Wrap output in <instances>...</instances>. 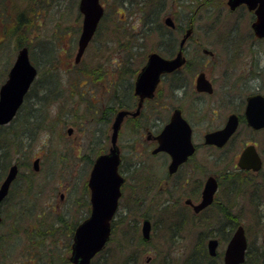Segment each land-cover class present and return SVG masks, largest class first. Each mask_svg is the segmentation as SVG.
<instances>
[{"label": "rangeland", "instance_id": "374dc122", "mask_svg": "<svg viewBox=\"0 0 264 264\" xmlns=\"http://www.w3.org/2000/svg\"><path fill=\"white\" fill-rule=\"evenodd\" d=\"M226 1L102 0L106 16L82 62L75 65L83 23L80 0H0V87L8 79L22 47L29 48L31 61L39 69L36 98L21 109L13 126L0 127V139L6 135L0 142V161L3 153H9L8 159L12 160L9 167L19 166L10 197L0 210L3 218L0 264H69L72 234L90 215L88 183L92 167L97 156L108 153L111 147L115 118L122 111L136 108L133 87L147 57L151 53L163 57L176 55L182 37L190 41L185 55L190 60L197 58L195 70L209 69L212 78L218 80V90L213 97L199 96L191 88L186 94L177 93L168 81L159 87L156 98L145 105L141 119L131 122L125 117L118 145L123 157L122 174L127 182L111 240L91 264H163L165 260L184 264L194 251L207 252L209 240L215 238L220 241L218 255L207 254L212 264H223L228 218L219 213L218 204L236 207L233 214L249 232L250 245L254 250L264 248V169L263 173L248 177L252 179L238 186L236 193H229L232 174L226 173L225 157L231 144L224 150L201 147L191 165L195 167L193 176L203 181L205 174H213L220 188L214 205L195 216L185 200L198 197L199 192L194 193L198 189L196 179L168 188L162 179V156L151 154L156 144L147 139L149 132L152 135L160 132L164 120L178 107L185 109L186 116L191 111L194 118L193 111L204 106L218 109L217 115L212 114L213 120L200 124L196 131H204L210 125L217 127L221 124L218 117L224 121L233 112L234 107L228 105L230 99L243 96L249 88L260 87L255 75L258 67L264 70V55L255 60L251 53L253 18L229 11ZM21 12L29 13L26 16L29 23L19 24ZM167 17H173L183 31L168 30L163 24ZM188 22L194 24L193 39L192 34L188 35L191 31ZM196 40L217 58L204 59ZM225 74L237 81L227 83ZM125 77L126 81L133 80L132 88L122 84L118 90L125 106L121 108L110 101L108 105H115L116 110L104 111L98 120L96 112L103 109L108 96L105 87L111 84L108 81L114 79L118 83ZM44 90L49 93L50 106L40 117L33 116L30 110L44 101L41 100ZM89 103L94 105L95 114ZM35 125L32 141L28 139L26 148L25 140L18 138ZM17 128L22 130L20 135ZM241 135L240 132L232 143V151L238 150L237 156L247 143ZM246 141L257 142L264 155V133ZM202 142L198 138V143ZM17 147L21 155L16 154ZM36 159H40V171L34 169ZM8 169L3 176L0 172V187ZM146 218L152 222L150 242H145L142 236ZM259 259L264 260V256Z\"/></svg>", "mask_w": 264, "mask_h": 264}, {"label": "water", "instance_id": "95a60500", "mask_svg": "<svg viewBox=\"0 0 264 264\" xmlns=\"http://www.w3.org/2000/svg\"><path fill=\"white\" fill-rule=\"evenodd\" d=\"M246 2L251 8L256 3L259 8L256 11L257 20L253 24L255 34L259 38L264 37V0H229L232 8ZM79 10L83 15L82 32L78 41V49L75 62L80 63L88 45L92 41L105 10L100 0H80ZM166 23L174 27L170 18ZM191 31L188 33L190 35ZM186 38L181 42V50L178 55L167 60L157 53H153L147 66L139 74L136 81V95L140 97V107L145 99H152L155 90L160 82L163 73H170L180 67L183 62L182 48ZM37 68L30 59L29 49L22 47L12 66L7 81L0 89V125H7L16 116L21 108L26 95L37 78ZM200 88L207 89L205 82H200ZM211 91V90H209ZM139 112V110H138ZM135 113L136 115L138 114ZM246 118L248 125L254 129L264 128V96L258 94L248 99L246 108ZM130 115L129 111H122L117 114L113 123V133L109 152L98 156L93 165L90 178L89 189L91 192V214L88 219L82 222L76 230L72 250L71 261L75 264H90L92 258L102 251L111 235V221L118 209L119 199L122 196L121 187L125 179L119 174L121 164L120 149L118 147V135L121 124L125 117ZM135 116V115H134ZM238 127V117L232 116L224 129L206 136V144L223 147ZM69 134L72 130L68 131ZM159 146L154 153L167 152L172 157L171 172L184 163L195 153L192 142V129L188 122L182 117L180 110H176L170 123L158 136ZM40 159L34 162L35 171L39 170ZM262 160L254 146H248L241 155L239 167L247 170L259 171ZM19 172L18 165H12L5 180L0 187V207L10 192L13 182ZM218 190V182L214 177H210L203 190V201L194 206L195 212H200L211 205ZM2 221L0 214V223ZM151 222L145 220L142 227L144 240L150 239ZM264 244V234H263ZM219 241L211 239L208 244L209 253L216 256ZM248 240L243 226L238 227L228 243L224 254V264H242L245 262Z\"/></svg>", "mask_w": 264, "mask_h": 264}, {"label": "flooded vegetation", "instance_id": "af4514ba", "mask_svg": "<svg viewBox=\"0 0 264 264\" xmlns=\"http://www.w3.org/2000/svg\"><path fill=\"white\" fill-rule=\"evenodd\" d=\"M225 6L229 9V11L233 10L235 12L241 13V15L248 14V15H250L253 18V22L251 24L252 32H251L250 36L253 37L254 39L252 40V51H251V53L253 54V58L255 60H257L260 57H262L264 55V45H263L264 38H261V39L256 38L255 33L253 31V26H252L255 23L254 21H256V19H257L256 11H257V9L259 7V4L256 3L255 6L253 8H251L248 3H242V4L238 5L235 8H232L229 5V0H227L225 2ZM172 19L174 20V22L176 24L175 19L173 17H172ZM165 20H166V18L164 19L163 24L168 30H170V31H179V30L183 31L182 29H180V27L177 24L175 25L174 28H170L166 24ZM189 25H191L190 26L191 27L190 28V30H191L190 34H192L190 36V38L193 39L194 35L192 33L193 32L192 28L194 27V24L193 23H191V24L189 23ZM189 25H187V27ZM182 40H183V37L180 40V42ZM180 42H179V49L176 52V54L180 50ZM189 42L190 41L188 40L186 42V45L183 48L184 63L180 67H178L176 70H174V71H172L170 73L162 74L161 79H160V83L158 84V87H157V90H156V95H157L159 87L162 86V84L166 85L168 83V81H170L172 83L171 89L175 90L177 93L183 92V93L186 94L191 88V89L195 90V92L199 96H202V97H205V96L206 97H213L215 92H216V90H218V88H217L218 80L215 79V78H212V76L210 75V70L209 69H202V70L196 71L195 68H196L197 64L195 62V59H197V58H195L193 60H190L185 55V51L187 50V47H188L187 45H188ZM196 42L199 45V47H198L199 49L198 50L201 51L204 54V56H202L204 59L212 61V60H215L217 58L216 54L213 51L208 50L207 48H205L203 43H201L199 40H196ZM215 45H216V43H215ZM217 47L219 48L218 45H216V48ZM175 56L176 55H174V56H171V55L167 56L166 55L164 57L166 59L172 60V59L175 58ZM148 59L149 58H147L145 66L149 62ZM199 59H202V58H199ZM254 66H255V63H254ZM251 69L253 70V68H251ZM191 74H193L192 85L190 84L191 78H192ZM225 76H226L227 79L228 78L230 79V80L225 79V81L227 83H229V84L232 81H237V80H234L230 76V74H225ZM176 79H179V80H176ZM247 79L248 78H245L244 80L246 81ZM178 81H182V82H178ZM201 81H204L207 89H209L211 91L203 90L202 88H200V82ZM255 82L260 87L257 86L254 89H250L249 88L248 92H246L243 96L237 97V98H233V99L229 100L228 105H232V107H234V108L231 109L233 112H231L224 121L222 120V117L221 118L218 117L217 120L220 119L221 120V124H219L217 127H212V125H210L204 131H201L199 133L196 131V127H198L200 124L205 123L207 121H212L213 120L212 114L213 115H217L218 109H214V108H211V107L209 108V107L204 106L203 109L200 108L199 110H194L193 111L194 113H196V117L194 118V115L191 114V111H190L189 116H186L185 115V109H183V108L181 109L180 107H178V108H174L173 109L172 113L170 114L169 119L168 118H167L168 120L166 119L167 121L164 120V125H163L162 129L160 130V132L157 135H152V134H150V132L147 135V139L150 140V141H153V143L156 144V147L153 149L151 154L152 155H156V156H162L161 160L164 161V174L162 175V179L164 180L165 185L168 188L170 186H173L175 188V187H177V185L180 182H181V184H184V182L186 184H189V183H192V180L196 179L194 181V184L197 185L198 189L194 190V193L199 192L198 197L196 199H193L190 196V197L186 198V200H185L186 206L190 207L192 210L194 209L195 205H199V204L202 203V201H203V190L205 188L207 180L211 176L215 177L213 174L207 173V174L204 175V180L202 181V180H200V178L197 179V178H194V176H193L195 174V167H192L191 165L194 162V160H195V158L197 156V153H198V151H199V149L201 147H207L208 149H212L213 148V149H218V150H224V149L227 148V146L229 144H231L228 147V149H227V153H226V157H225V161H227V163H228L226 173L228 175L232 174V176L229 178V183H238L240 186H244V185L248 184V183H246L247 181H250L252 179V178H248V177H250L252 175H259V174L263 173V169H264V155H263V152H262L259 144L257 142H248V141H246V139H254V136L256 134L264 133V128L254 129V128L250 127L248 125L246 114H245L246 108H247V105H248V99L250 97H252V96L257 95V94L264 95V70L263 69L259 70V67H258L257 75H255ZM133 89H134L133 95H134V98H136V101H135V105H136L135 107L136 108L135 109L134 108L133 109H129L130 110V115L127 116L126 120H130L131 119V122L132 121L137 122L139 119H141L142 115L144 114V113L142 114V111H144L145 105L149 104L148 102L153 101L156 97L153 100H147L146 99L143 102L141 108L139 109L138 105L140 103V98L135 93V86L133 87ZM137 107H138V109H137ZM190 108L192 110V107H190ZM138 110H139V112H138ZM175 110H180L182 117L191 126V129H192V141H193V144H194V147H195V153L192 156H190L184 163L180 164L174 172H171L170 167H171V164H172V157L170 156V154H168L167 152H159V153L154 154V152L158 148V139L157 138L162 133V131L165 129V127L170 123ZM137 112H138V114L136 115L135 113H137ZM232 116H237L238 117V127H237V130L234 133V135L228 141V143L223 148H219V147L214 146V145L206 144V141H205L206 136L208 134L214 132V131H218L220 129H223L225 127V125L227 124L228 120ZM147 128L148 127H144L145 131H148ZM240 132L242 134L241 135V137H242L241 139L244 142H247V143H245V146L242 149L240 148L239 154L237 156L236 151H238V150H236L234 152L232 151V148H233L232 147V143H234V140L238 137ZM197 137L199 139H202L203 142L202 143H198V138ZM248 146H254L256 148L258 154L261 157L262 166H261V169L259 171H257V172H254L253 170L242 169V168L239 167L240 157H241L242 153L244 152V150ZM230 155H231V157L229 158ZM121 156H122V152H121ZM122 166H123V157H122V164H121L120 170L122 169ZM186 168H187V172L185 171ZM150 169H151V166H150ZM152 172H153V169H152ZM217 181H218V185H220L218 179H217ZM126 182L127 181H125L124 185L126 184ZM209 208L210 207L204 208V210H202L199 213H195V211L193 210V215L200 216V214L204 213ZM72 235H73V237H72V241L73 242L71 244V249H72L73 243H74V232H73ZM69 264H74L73 262L70 261V258H69Z\"/></svg>", "mask_w": 264, "mask_h": 264}, {"label": "trees", "instance_id": "16d2710c", "mask_svg": "<svg viewBox=\"0 0 264 264\" xmlns=\"http://www.w3.org/2000/svg\"><path fill=\"white\" fill-rule=\"evenodd\" d=\"M27 15H29V13H25V12H21V14L18 15L19 24H26V23L30 22V20H28L27 17H26ZM127 78L128 77H125V78H122V79L120 78L121 82H118V83H116V80H114V79H111V80L108 81L111 84H109V85L107 84L106 85L107 87H105L106 88V93L108 94V96L105 99V103L103 105V109L101 110V112H98V111L96 112V114H98V120H100V116L104 115V111H106V110L107 111H115L116 110L115 105H113V104L112 105H108V103L110 101L117 103L118 107L122 108V107L125 106L123 100L120 101V99L118 97V94H119L118 90L120 88V85H122V84H127L128 87L130 86V88H132V81L133 80L126 81ZM35 85H36V82L32 86L30 92L28 93V95H27V97L25 99L24 105L22 107L23 109L26 106V104L29 102L30 99H32L34 97L36 98L37 95L35 93ZM48 96H49V93L46 90H44L43 95L41 97V100L43 101L44 99H47ZM54 97L56 98L57 96H54ZM35 105L37 106L38 104H35ZM89 105H90V107H92L91 108V112L95 114L94 105L91 104V103H89ZM21 111L22 110H20L18 116L13 121V123L11 125L7 126V128H10L11 126H13L18 121ZM30 112L34 113L35 112V107H33L32 110H30ZM104 120H107L108 122L110 121L109 118H104ZM1 129H4V128H1ZM17 130H18L17 134L20 135L22 133V130L20 128H17ZM5 136L6 135L3 134V138L0 139V142H2L1 140H4ZM25 142L27 143V146H26V148H27L30 141L28 139H25ZM8 157H9V153H3L2 154V158H1V161H0L1 176H3L6 173V170L8 169V167L12 163L11 161H8ZM24 158H25V156H24ZM26 158H27V155H26ZM238 186H239L238 183H230V186L228 185V192L230 191L231 193H236L238 191ZM229 203L235 205V203H233L232 201H230ZM222 205L218 204L219 210H220L219 213L221 215L224 214L225 217L228 218L226 220L227 225H228V229H226L228 237L226 238V235H225V237L223 236L224 238H226V241H228L230 236H231V234H232V232H233V230L235 229V227H237L239 225V223L236 220V215L233 214V212L236 209V207H232V206H229L227 204L224 205L223 207H221ZM247 234H248V237H249V232L248 231H247ZM0 240H1V237H0ZM193 256H194V257H192L193 260H192V258H188V259L185 260L184 264H205V263L212 264L208 254L206 252V250L197 251V252L193 253ZM261 256H264V248L263 247H261L260 249L254 250L253 246L249 245V248H248V251H247V254H246V261H245L244 264H264V260L263 259L262 260L259 259V258H261ZM163 264H172V263H170L169 261L165 260V262Z\"/></svg>", "mask_w": 264, "mask_h": 264}, {"label": "bare ground", "instance_id": "6f19581e", "mask_svg": "<svg viewBox=\"0 0 264 264\" xmlns=\"http://www.w3.org/2000/svg\"><path fill=\"white\" fill-rule=\"evenodd\" d=\"M155 17H158V14L156 13V12H154V14H153ZM50 106V100L49 99H44V101L42 102V103H40V104H38L36 107H35V113H33L32 112V115L33 116H41V113L42 112H44L48 107ZM37 128V125H35V127L32 129V130H30V131H28L27 129L24 131V136H20L18 139L19 140H25V139H31V141H32V136H33V130H34V132H35V129ZM41 130H43L42 128L40 129V131ZM221 130V129H220ZM219 131V130H218ZM214 132H217V131H214ZM214 132H212V133H214ZM19 148L17 147V149H16V154L17 155H21V151L20 150H18ZM8 161H11L12 162V160H10V158L8 159ZM13 165H17V164H13ZM119 174L122 176V177H124L123 176V174H122V169L121 170H119ZM235 232V230H233V233ZM98 254V253H97ZM96 254V255H97ZM95 255V256H96ZM192 257H194L193 255H191ZM93 259V258H92ZM75 264V263H74Z\"/></svg>", "mask_w": 264, "mask_h": 264}]
</instances>
